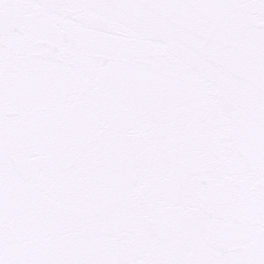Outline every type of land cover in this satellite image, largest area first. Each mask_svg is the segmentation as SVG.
<instances>
[{"label": "snow or ice", "instance_id": "1", "mask_svg": "<svg viewBox=\"0 0 264 264\" xmlns=\"http://www.w3.org/2000/svg\"><path fill=\"white\" fill-rule=\"evenodd\" d=\"M0 264H264V0H0Z\"/></svg>", "mask_w": 264, "mask_h": 264}]
</instances>
